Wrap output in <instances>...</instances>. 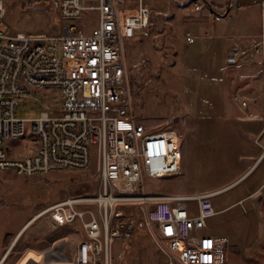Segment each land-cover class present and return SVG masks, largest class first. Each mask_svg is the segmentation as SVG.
Listing matches in <instances>:
<instances>
[{"label": "built area", "instance_id": "obj_1", "mask_svg": "<svg viewBox=\"0 0 264 264\" xmlns=\"http://www.w3.org/2000/svg\"><path fill=\"white\" fill-rule=\"evenodd\" d=\"M55 6L60 31H12L6 23V0H0V170L20 176L84 170L94 156L99 164L98 191L48 206L58 227L76 222L84 238L76 244L72 264H112L115 242L130 239L136 220L126 203H136L146 223L154 224L159 248L175 264H228L230 236L215 233L210 220L218 215L212 196L140 193L145 179L177 175L182 163V135L175 129L147 130L133 114L126 46L149 24L147 0H21ZM258 42L245 51L226 54L229 65L264 63V0ZM194 12L201 10L194 3ZM94 11L97 25L89 32L84 15ZM206 17L219 21L221 14ZM188 44L195 37L187 33ZM48 96L50 106L31 119L36 144L16 157L7 140L26 136V121L17 109L27 96ZM264 95V93H263ZM247 109V100L235 95ZM52 105V103L50 104ZM121 257V254L118 255Z\"/></svg>", "mask_w": 264, "mask_h": 264}, {"label": "rangeland", "instance_id": "obj_2", "mask_svg": "<svg viewBox=\"0 0 264 264\" xmlns=\"http://www.w3.org/2000/svg\"><path fill=\"white\" fill-rule=\"evenodd\" d=\"M191 1L149 0L150 26L126 46L134 117L147 130L172 128L182 135L180 173L145 179L139 192L158 196L211 195L219 210L211 227L222 229L228 216L227 230L219 231L231 239L228 264H264V188L256 199L221 214L237 197L258 187L263 177L259 168L244 176L263 145L249 133L253 130L246 125L245 114L227 91L225 64L226 48L244 40L238 38L241 28L252 30L260 13L256 6L248 5L251 0H231V16L192 30L194 35L208 31L210 37L200 36L188 46L184 31L177 26L186 23L185 30L193 26L188 20ZM239 4L246 8L239 12ZM5 6L6 23L12 31H60L58 13L51 3L6 0ZM97 22L96 13L88 11L82 25L89 32ZM50 106L56 105L44 95L27 96L20 104L17 115L28 119L26 136L6 141L16 157L31 152L36 139L32 137L30 120ZM99 179V164L94 156L87 169L46 176L26 177L0 170V257L9 252L4 264L30 262L28 253L37 247L42 251V264H72L76 244L84 238L82 227L78 222L58 227L46 214H40L64 199L95 195ZM125 205L131 214L137 211L144 225L140 230L136 228L127 241L114 243L112 264H175V258L156 244L154 224L145 222L139 206L134 202ZM32 219L25 233L19 234ZM18 235L17 243L8 250Z\"/></svg>", "mask_w": 264, "mask_h": 264}, {"label": "crops", "instance_id": "obj_3", "mask_svg": "<svg viewBox=\"0 0 264 264\" xmlns=\"http://www.w3.org/2000/svg\"><path fill=\"white\" fill-rule=\"evenodd\" d=\"M148 3L150 4L149 0H147ZM196 1H191V3L188 4L189 9L191 11V14L188 16V20H192L193 26L191 29H184V25L186 23H180L178 24V29L184 31V37L186 36L187 33L191 34L192 36L195 37V42L200 36H207L210 37L208 31L204 32V35L199 34V35H194L191 31L192 30H199L204 23H208V25L212 26L215 23L221 21H211L206 17V13L208 11H214L217 14H221L223 17L226 16H231V12H234V8L231 6V0H197ZM253 1L251 0L250 4L248 5H253ZM193 2V3H192ZM197 3L200 4L201 10L199 12H194L192 7L193 4ZM151 7V5H150ZM239 12L243 9L246 8V5H240L237 7ZM259 11V9H258ZM180 13V12H179ZM260 13V12H259ZM181 14V13H180ZM183 15V12L182 14ZM256 26L252 30H244L241 28L240 33L241 35L238 38H241L244 40L243 41H238L233 45H229L226 48V54L233 51V50H239V51H245L252 46H254L258 42V34L260 31V14H258V17L256 19ZM174 29H176V26H174ZM223 38H227L226 35H221ZM186 40V39H185ZM194 42V43H195ZM188 44V46L193 45ZM186 44V45H187ZM225 64L228 68V80H229V86L227 88V91L229 94L232 95L233 99L235 95H240L245 98H257L256 101H250L247 100V109H242L240 107L239 103L235 104L238 106L240 110L245 114V121L246 125L249 126V128H252L253 131L249 132L250 134H253L252 136L256 137L255 139L262 140V145H263V150L259 151V153L255 156L253 159V163H251L250 168L248 171L245 173L244 176H246L249 171L252 169H261L262 172V179L260 181V185L256 188H254L251 193H247L246 196H241L237 197L234 201L231 202L230 205H228V208L225 210L221 211V214L225 215L228 213L230 208H233L235 205L242 204L243 202H249L250 200L256 199V195L259 191H261L264 188V63L262 59V55H258L257 57V62L253 65H245V64H235V65H229L226 63ZM235 101V100H234ZM247 134V132H245ZM243 176V177H244ZM241 177L236 183L240 182L242 180ZM250 205V204H249ZM248 205V206H249ZM225 213V214H224ZM217 215L213 217L210 220V223L213 222ZM228 216L225 217L227 221ZM226 221H224V226L222 229H217L216 227L213 226L214 232L219 233V231H225L227 230L228 226L225 225ZM28 223L25 224L23 227L22 231H20L19 234L25 233V231L31 226V224L27 225ZM233 232V229H231ZM221 231V232H222ZM235 231V230H234ZM18 241V240H17ZM17 241H13L14 244L12 243L11 246L9 247L8 250H10L11 247H13ZM9 252L7 251L4 256L0 257V264H4V258L7 256ZM28 253V252H27ZM29 254V259L30 262H26L27 264H42V251L40 250V247H37L36 249H33V251ZM4 257V258H3ZM25 262L22 264H26Z\"/></svg>", "mask_w": 264, "mask_h": 264}, {"label": "trees", "instance_id": "obj_4", "mask_svg": "<svg viewBox=\"0 0 264 264\" xmlns=\"http://www.w3.org/2000/svg\"><path fill=\"white\" fill-rule=\"evenodd\" d=\"M150 19H151V15H150ZM150 23V20H149ZM150 26V24H148ZM148 26V28H149ZM151 28H152V24H151ZM134 216H135V220H136V228L138 230L141 229V227L144 225L143 221L141 220V216L137 213V211L133 212Z\"/></svg>", "mask_w": 264, "mask_h": 264}, {"label": "bare ground", "instance_id": "obj_5", "mask_svg": "<svg viewBox=\"0 0 264 264\" xmlns=\"http://www.w3.org/2000/svg\"><path fill=\"white\" fill-rule=\"evenodd\" d=\"M36 218V217H35ZM33 221V219L30 221V222H28V224L27 225H29V224H31V222ZM18 237H19V235L17 236V238H16V240L15 241H17V239H18ZM14 241V242H15ZM14 242H13V244H14ZM7 252V251H6ZM4 258V257H3ZM1 261V260H0Z\"/></svg>", "mask_w": 264, "mask_h": 264}]
</instances>
